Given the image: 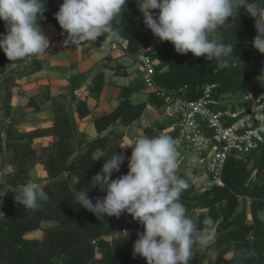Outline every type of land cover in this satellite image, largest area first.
Wrapping results in <instances>:
<instances>
[{"label":"trees","instance_id":"1","mask_svg":"<svg viewBox=\"0 0 264 264\" xmlns=\"http://www.w3.org/2000/svg\"><path fill=\"white\" fill-rule=\"evenodd\" d=\"M62 3L63 0H46L45 18L39 22L51 23L61 29L55 13ZM112 27L119 37L127 41L130 53L143 49L145 54L156 60L154 78L160 85L167 88L185 86L188 98L199 97L203 85L216 83L212 105L223 108L225 105L220 106L218 101L243 92L248 85H251L250 90L255 93L264 89V78L260 73L264 54L252 47L256 35L254 20L244 14L243 9L235 26L226 25L220 29L223 42L235 44L234 55L228 57L227 64L223 66L215 60L209 62L203 56L179 54L170 42L159 41L144 25L143 16L132 0H127L125 12L114 19ZM3 34L5 23L0 20V35ZM153 38L160 42V46L150 49ZM104 39L102 36L95 43L103 44ZM6 59L3 50H0V65L5 64ZM81 79L79 74L71 75L69 89H77L81 85ZM1 82L4 95L0 108L3 109L4 116L9 118L4 131L11 154V170L7 179L12 189L11 199L3 203V213L0 216V264H147L143 257H134L132 254V245L137 239L136 232H143V226L127 213H122L128 216L127 219L105 216L104 220H97L93 213L76 203L73 188L62 174L66 172L68 176H75L80 189H90L88 195L101 191L93 187L91 178L100 171L104 159L115 151L125 155L120 148L122 133L114 127L131 124L141 116L146 104L157 108L161 106L162 99L147 91L141 80L120 85L118 103L110 111L93 118L97 135L85 139L84 151L76 156L73 155L76 135L73 119L66 106V93H59L54 97L48 93L45 95L51 103L53 121L50 126L13 134L8 76L3 75ZM103 85V72L96 70L86 91L97 98ZM141 91L146 92V100L133 103L131 95ZM76 112L79 117L90 113L84 98L77 100ZM173 122V119H169L166 123H160L157 125L158 129L146 125L144 133L149 137L156 136ZM2 133L0 119V152L3 148ZM45 134L53 136L51 145L48 148H36L34 138ZM96 150L101 153L94 155ZM39 156H42V163L50 178L44 184L49 200L41 202V207L32 211L17 204L14 194L18 186L28 181L25 166ZM125 157L120 171L112 174L113 179L127 174V158L130 157ZM222 178L223 186H212L199 192L189 183V188L181 197L188 214L197 218L201 227H204V220L210 219L217 223L216 239L212 245L217 257L210 264H264V217L260 216V211L264 209V143L244 157L228 156ZM104 195L102 192V196ZM240 198L250 202V222L247 221L246 206L238 209ZM204 209L206 211H197ZM48 220L55 221V224L43 229L41 239L24 237L26 232L40 228L41 223ZM123 229H132L128 239H105V236ZM241 249L247 253L246 256L237 254ZM96 250L99 257L96 256ZM212 253L197 251L189 264H203V260Z\"/></svg>","mask_w":264,"mask_h":264},{"label":"clouds","instance_id":"2","mask_svg":"<svg viewBox=\"0 0 264 264\" xmlns=\"http://www.w3.org/2000/svg\"><path fill=\"white\" fill-rule=\"evenodd\" d=\"M143 23L159 41L170 42L177 53L227 64L234 55L235 44L224 43L220 29L235 26L241 9L254 20L256 35L252 47L264 54V0H136ZM127 0H63L55 13L65 46L118 39L113 29L114 19L125 12ZM47 10L46 0H0V20L5 34L0 35V50L9 61L41 56L49 48V39L39 23ZM264 73V69H262ZM264 76V75H262ZM178 141L161 132L156 136L141 135L129 144L131 148L127 174L113 179L126 157L116 151L92 178L93 187L105 193L89 198L88 191L77 190L78 205L94 214L97 220L105 216L119 218L131 215L143 226L136 232L133 256L143 257L147 264H189L195 252H214L216 229L209 220L201 222L188 214L181 202L189 188L187 179L178 175ZM14 200L23 209L36 211L41 202L49 200L44 185L32 180L19 186ZM93 200L95 202H93ZM123 239L129 237L123 230ZM240 256L247 253L241 249Z\"/></svg>","mask_w":264,"mask_h":264},{"label":"built area","instance_id":"3","mask_svg":"<svg viewBox=\"0 0 264 264\" xmlns=\"http://www.w3.org/2000/svg\"><path fill=\"white\" fill-rule=\"evenodd\" d=\"M107 44L110 52L135 60L140 80L162 99L164 116L174 120L170 134L178 141V166L192 154L191 163L196 162L198 175L204 179L202 191L223 186L222 174L228 156L244 157L264 143V89L246 93L241 103H218L225 106L216 108L212 105L216 83L203 85L199 97L188 98L185 86L167 88L155 80L156 60L143 49L130 53L127 41L121 37Z\"/></svg>","mask_w":264,"mask_h":264},{"label":"rangeland","instance_id":"4","mask_svg":"<svg viewBox=\"0 0 264 264\" xmlns=\"http://www.w3.org/2000/svg\"><path fill=\"white\" fill-rule=\"evenodd\" d=\"M132 1L137 5L136 0H132ZM39 23L42 26L46 22H39ZM42 29L44 31V34L49 39V43H50L51 39H52L51 41H54L55 39H57V37L59 35L62 37L64 35V34H61L63 30L58 29L56 26L52 25L51 23L47 24V27H42ZM66 36H67V34L65 33L63 38H66ZM84 46L85 47L82 50H80V51H83L82 52L83 54H86V52H88V51H89L88 53L90 54V57H99V56H102L105 54L102 58L103 59L102 65H105V61L107 63H111V62L113 63L112 65H114V66L112 69V73H107L109 76H112L113 73H120V72H117V69H119V68H127L128 72H130V75L132 77H135L136 79H138V72H139L138 71V63L135 60H133L131 58H127V57H122L119 54H117V52H110L107 43L98 44L95 42L94 43L90 42V43H84ZM157 46H160V42L158 40H156V38H153L152 42H150V47H151V49H153L154 47H157ZM67 54H69L68 48H67ZM31 61L32 60H25V59L22 60L21 59V60H17V61L12 62V61H9L8 59H6V63L3 65H0V69L2 68L0 70V107H2V105H3L2 99H3V95H4V87H3V83L1 82L3 75L8 76V82H9L10 90L12 89L11 92L14 91L15 96H16L15 105L11 106V110H10V112H11V123H13V131H12L13 134H15L17 131H26V129L31 130L32 128H34V126H32V124H31L33 122L34 110H32L31 107L33 105L37 104L36 98L34 96H26L24 98V96L22 95V93H24V90L21 87L18 88L17 83L13 82V80L17 76H21L22 73L27 71V70H25L24 72L21 73V71H23L25 69V67L27 66V64L30 63ZM260 68H261L260 73H261V77H262V75H264V73H262V69L264 68V59L262 61ZM95 69L100 70L101 67H98ZM94 71L90 70L86 73V75L82 76V78H83L82 83L77 88V90H75V91L69 90V89L67 90L66 106H67L69 113H73V111H72L73 104L77 102L78 96L81 94L86 93L88 102L92 103V104L95 103V101L92 100V98H91L92 96L89 93H87V91H86V86L91 82ZM114 80H116L118 83H124L128 80V77L121 75V76L115 77ZM250 88H251V85H248L247 89L244 90L243 92H239V93H236L234 95H230L227 98L218 101V103L219 104H229V103L230 104H238V103H241L244 99V95L251 91ZM40 91L43 92V95H44L45 93L48 92V86H46V84H45L44 86H42V88H40ZM31 92H34V91L32 90ZM31 92L29 93V91H28V92H26L25 95L31 94ZM73 95H75V97ZM145 99H146V92L145 91L136 92V93H133L131 95V101L133 103L141 102ZM114 105H116V104H114ZM106 109H107V107H106ZM108 110L109 109H107L105 112H107ZM96 114H98V113L95 111V109H91V115L94 116ZM0 115H1L0 116L1 127L3 128V133H2L3 148H2V151L0 152V216H1L3 213V210H2L3 203H6L9 201V199H11L10 194H11L12 188H11V185L9 184L8 179H7L8 172L11 170V166H10L11 154H10V150H9L8 146L6 145V139H5L6 133L4 131V127L7 125L9 118H6V116H4L2 108H0ZM51 118H52V116L49 117L50 120H52ZM141 119H142L141 122H145L146 115H143V118H141ZM148 119H147V121H149V123L146 125H150L154 129H158V126H157L158 124L166 123L169 121V119L164 116L162 110H160V109L157 111L151 109L149 111V118ZM25 124H27V125H25ZM123 127L124 126H115L114 127V129H116L117 131H120L122 133L121 145H122V142H124L123 137L125 136L124 131L122 130ZM29 128H31V129H29ZM172 129H173V125L170 124V125L166 126V128L163 130V132L170 134L172 132ZM85 130H87V127L85 128ZM130 133H132V132H130ZM142 135H145L144 127L142 129ZM79 136H81V138H82L84 135L80 134ZM130 136L131 135L129 134V138H128V140H126V144L131 143V141L129 140ZM90 137L93 138L94 136L91 135ZM85 139H90V138H85ZM84 140L82 142H84ZM52 141L42 143L41 146H39V147L40 148L41 147H47L48 148L51 145ZM35 145L37 146V144H35V141H34V146ZM77 145L79 146L81 144H79V142L78 143L76 142L75 152L73 153V155H76V156L80 152L84 151L83 143L81 146L82 148L80 150L76 149ZM122 150L124 151L126 156H128V157L131 156L132 149L127 148V149H122ZM99 153H101V152L99 150H96L94 152V155H99ZM192 161H194V158L192 157V154H191L189 156V158H187L185 160V163L182 164V166H178L177 171H178V174L185 176L188 179V182L190 184H193L195 186V190L199 192V191H202L201 187H202V181L204 179H203V177L198 175V170H199L198 165L196 164V162L191 163ZM25 167L27 168L28 181L32 180L34 182H38V183H41L44 185L46 182H48V180H50V178L48 177L47 172L45 170L44 164L42 163V156L35 158V160H33V161H30ZM253 174H254V172H253ZM62 176L66 177L68 183L70 184V186L73 189L75 187L77 190H80V184L77 182V179L75 176H68L66 172H64L62 174ZM88 196H89V198H94L97 196L103 197L101 191H97L94 194L88 195ZM93 202H95V201L93 200ZM244 205L246 206L247 221L250 222L251 221L250 212H249L250 202L248 199L242 200L240 198V204L238 206V209H240ZM197 211H206V210L204 209V210H197ZM260 216L264 217V209H262L260 211ZM120 218L127 219L128 216L126 214H121ZM208 220L211 222L212 226H214L216 229L217 223H213L210 219H208ZM54 224H55V221H50V220L43 221L41 223L40 228L26 232L24 234V237L28 238V239H41L43 236V233H44L43 229L46 227H50ZM123 230H125V229H123ZM123 230H119L118 232H116L112 235L105 236V239H107V240L115 239L118 241H122ZM127 230L129 232V237H130V235L132 233V229H127ZM95 253H96L97 257L100 256L99 252L97 250L95 251ZM216 257H217L216 252H213L207 258H205L203 260V264H210V263L214 262Z\"/></svg>","mask_w":264,"mask_h":264},{"label":"crops","instance_id":"5","mask_svg":"<svg viewBox=\"0 0 264 264\" xmlns=\"http://www.w3.org/2000/svg\"><path fill=\"white\" fill-rule=\"evenodd\" d=\"M47 24L49 23H45L41 27H47ZM63 37L59 35L57 39H55L54 41H51L52 40L51 39L49 43V48L46 50L45 54L41 56H35V57L30 56L24 58L25 60H32L31 61L32 63L31 62L28 63L25 69L21 71V73L24 72L25 70L27 71L22 73L21 76H17L13 80V82L17 83L18 88L21 87L24 90V93H22L24 98L26 96H34L36 98L37 104L31 107L32 110H34L33 122L31 124L32 126H34V128L37 127L43 128L50 126L53 120L49 119V117L52 116L51 103L49 100L45 98L46 93L43 95V92L40 91V88H42V86L46 84V86H48L47 93L51 97H54L59 93L67 94V90L69 89V77L71 75L79 74L83 76L86 75L88 71L90 70L96 71L98 69L95 68L101 67L100 71L104 72L103 73L104 85L100 95L97 98L91 97L92 100L95 101V103L92 104L88 102L86 93L78 96V99L84 98L86 100V103L90 109V113L85 117H79L76 112V103L73 104V108H72L73 113H70L74 123L76 142L77 143L79 142V144H81L79 146L77 145L76 149L80 150L82 148L81 147L83 143L82 141L85 138H91L90 137L91 135L94 137L97 135L95 127L94 125H92L94 116H98L102 113H106L105 111L107 109H109L108 111H110L115 106L114 104L118 103L119 100L118 92L120 85L128 84L129 82L134 80H140V77H139V72H138V79L132 77L130 75V72H128L127 68H119L117 69V72L120 73H113L112 76H109L107 73H112V69L114 65H112L113 64L112 62L107 63L106 61H105V65H102V60H103L102 58L105 54L99 57H90V54L88 53L89 51L86 52V54H83L82 53L83 51H80L85 47L84 43L78 45L69 44L68 46H65L63 43L65 38ZM150 42H152V39ZM158 47L159 46L154 48H158ZM67 48L69 54H67ZM149 48L151 49V47ZM121 75L128 77V80L124 83H118L116 80H114L115 77ZM81 80H83V78ZM32 90L34 92H31ZM10 91H12V89ZM28 91L29 93L31 92V94L25 95L26 92ZM13 92H11V106L15 105V100H16L15 92L14 93ZM73 96L75 97V95ZM161 108L162 106L155 108L150 104H146L141 116L138 119H136L133 123L123 127L122 130L124 131L125 136L123 137L124 142H122V145L126 144V140H128L129 134L131 135L129 139L131 142L135 140L137 137L141 136L143 127H145L146 124L149 123V121H147V119L149 118V111L151 109L156 111L159 109L162 110ZM91 109H95V111L98 114L94 116L91 115ZM143 115H146L145 122H141L142 120L141 118H143ZM86 127L87 130H85ZM27 130L28 129H26V131ZM80 134H83L84 136L81 138V136H79ZM34 139H35L34 140L35 144H37V146L36 145L35 146L39 147L41 146L42 143L52 141L53 136L45 134V135L37 136Z\"/></svg>","mask_w":264,"mask_h":264},{"label":"water","instance_id":"6","mask_svg":"<svg viewBox=\"0 0 264 264\" xmlns=\"http://www.w3.org/2000/svg\"><path fill=\"white\" fill-rule=\"evenodd\" d=\"M163 69H165V68H163Z\"/></svg>","mask_w":264,"mask_h":264}]
</instances>
